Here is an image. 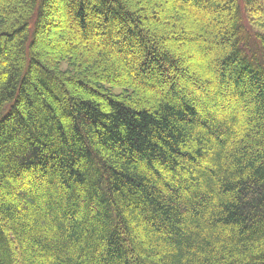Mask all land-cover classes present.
I'll use <instances>...</instances> for the list:
<instances>
[{
  "label": "trees",
  "instance_id": "obj_1",
  "mask_svg": "<svg viewBox=\"0 0 264 264\" xmlns=\"http://www.w3.org/2000/svg\"><path fill=\"white\" fill-rule=\"evenodd\" d=\"M254 2L0 0V264H264Z\"/></svg>",
  "mask_w": 264,
  "mask_h": 264
},
{
  "label": "rangeland",
  "instance_id": "obj_2",
  "mask_svg": "<svg viewBox=\"0 0 264 264\" xmlns=\"http://www.w3.org/2000/svg\"><path fill=\"white\" fill-rule=\"evenodd\" d=\"M255 1L256 2L253 3L252 9H247V20L245 19V26L248 30L250 29L249 31L251 32V34H255V32H263L262 30H264V26L258 24L263 23L264 25V0ZM257 18H263V20L257 21Z\"/></svg>",
  "mask_w": 264,
  "mask_h": 264
}]
</instances>
